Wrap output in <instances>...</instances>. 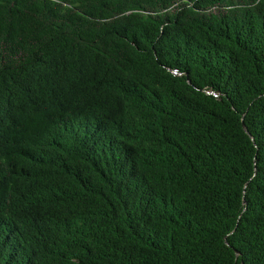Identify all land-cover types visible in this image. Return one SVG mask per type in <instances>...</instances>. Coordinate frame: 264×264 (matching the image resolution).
<instances>
[{
    "label": "trees",
    "instance_id": "16d2710c",
    "mask_svg": "<svg viewBox=\"0 0 264 264\" xmlns=\"http://www.w3.org/2000/svg\"><path fill=\"white\" fill-rule=\"evenodd\" d=\"M0 264H264V0H0Z\"/></svg>",
    "mask_w": 264,
    "mask_h": 264
},
{
    "label": "water",
    "instance_id": "95a60500",
    "mask_svg": "<svg viewBox=\"0 0 264 264\" xmlns=\"http://www.w3.org/2000/svg\"><path fill=\"white\" fill-rule=\"evenodd\" d=\"M246 129V128H245Z\"/></svg>",
    "mask_w": 264,
    "mask_h": 264
}]
</instances>
